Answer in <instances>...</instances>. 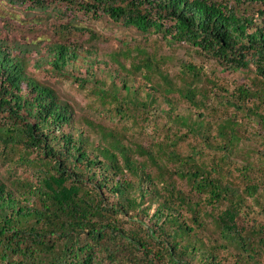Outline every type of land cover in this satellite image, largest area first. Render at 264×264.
Masks as SVG:
<instances>
[{
	"label": "trees",
	"instance_id": "16d2710c",
	"mask_svg": "<svg viewBox=\"0 0 264 264\" xmlns=\"http://www.w3.org/2000/svg\"><path fill=\"white\" fill-rule=\"evenodd\" d=\"M5 1L43 5L41 0ZM61 1L89 13L103 12L142 32L161 31L164 21L172 20L173 29L165 30L169 44L179 41L199 46L223 69L244 70L252 63L264 79V19L260 26L254 18L224 2ZM259 14L264 16L262 11ZM51 51V63L59 70L73 64L80 54L79 47L65 44H57ZM113 59L127 68L118 56ZM135 68L148 69L150 76L154 73L148 58ZM129 74L121 83L125 98L130 100L131 96L132 103L142 108L155 105L152 85L134 88ZM109 76L114 77L112 72ZM142 90L145 99L140 96ZM237 91L239 100L256 95L264 101V89L255 94L243 87ZM178 92L192 106L204 102L198 100V90L192 85L179 87ZM168 105V114L173 116V103L168 100ZM256 115L257 124L264 128V115ZM190 119L176 115L174 120L209 144L212 124L202 114L195 121ZM75 123L70 105L27 74L26 58L12 56L0 46V139L23 148V156L36 153L39 162L32 163L40 173L36 185L0 179V264H224L220 253L236 256V264H257L264 238H258L256 245V240L223 218H213L220 237L214 239L207 234L211 212L202 205L207 202L214 207L229 202L236 209L247 201L240 190L224 184L221 176L228 166L224 158L235 153L242 139L237 120L228 118L217 123L213 137L219 138L215 147L222 157L213 168L198 165L192 155L170 151V163L177 169L167 177L164 173L170 163L160 162L162 158L156 159L152 150L140 145L133 150L112 133H104L111 138L106 146L92 142L83 131L78 135L66 133L65 129L75 127ZM164 148L160 143L158 156L163 155ZM133 151L147 156L160 171L156 176L160 177V186L149 172V162L139 161ZM260 162L264 165V155ZM245 163L241 172L245 177L244 194L254 197L262 186L249 176L254 165ZM178 175L186 180L191 192L177 187L174 178ZM157 201L150 216L148 212Z\"/></svg>",
	"mask_w": 264,
	"mask_h": 264
},
{
	"label": "rangeland",
	"instance_id": "374dc122",
	"mask_svg": "<svg viewBox=\"0 0 264 264\" xmlns=\"http://www.w3.org/2000/svg\"><path fill=\"white\" fill-rule=\"evenodd\" d=\"M41 1L42 7L29 1L12 3L0 0V46L12 56L26 58L27 74L53 89L63 102L70 105L76 123L75 127L72 125L65 132L78 135L83 131L92 142L105 146L111 138L104 133H112L133 150H138L139 145L152 150L156 159L162 158L160 162H173L170 160V151H173L181 156L192 155L198 165L204 164L210 169L222 157L215 147L219 138L213 137L217 133V123L228 118L237 120L242 139L235 153L224 158L228 166L221 176L224 184L240 190L247 201L236 209L229 202L214 207L207 202L202 205L212 215L208 219L207 234L220 239L213 218H223L245 236L256 240L255 244L258 245V238H264V165L260 162L264 155V128L257 124L259 117L256 112L264 115V101L256 95L239 100L237 91L243 87L255 94L264 89V79L256 67L250 63L249 68L244 70L223 69L210 53L199 46L179 41L169 44L165 30L173 29L175 23L172 20H165L161 31L152 29L142 32L113 20L103 12L89 13L61 0ZM215 1L237 8L262 26L264 16L259 12H264V3L252 0H242L240 3L237 0ZM57 44L79 47L78 59L62 70L51 63V50ZM115 56L127 68L120 67L113 59ZM147 58L154 68L153 77L147 72L148 69L138 71L135 68L136 64L144 63ZM190 66L194 69L191 70ZM129 71L130 86L147 88L152 85L157 97L155 105L142 108L132 103L131 96L130 100L125 98L126 92L122 90L121 83L128 78ZM111 72L113 78L109 76ZM147 76L151 77V81H147ZM115 85H118L117 89ZM189 85L198 90L200 102L204 99L198 107L179 95L178 88L186 89ZM144 91H140L143 99ZM168 100L173 103V116L168 114ZM201 114L212 124L209 144L202 136L189 130L188 126L174 120L176 115H180L195 121ZM160 143L165 146L161 157L158 156ZM22 149L16 147L15 143H5L0 139V179L6 183L20 181L36 185L40 173L32 162H39L38 156L34 152L23 156ZM132 153L139 161L149 162V172L160 186V177H156L160 171L156 166L150 163L147 156L135 151ZM245 162L254 165L249 176L254 183L262 186L254 197L244 194L245 177L241 172ZM175 169L177 167L170 163L164 175L173 174ZM174 180L178 188L186 193L191 192L185 179L178 175ZM157 205L158 201L149 210L150 216ZM211 244L212 240L209 239ZM220 259L224 264H236L237 258L220 253ZM256 262L264 264V248L256 256Z\"/></svg>",
	"mask_w": 264,
	"mask_h": 264
}]
</instances>
